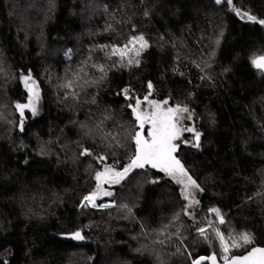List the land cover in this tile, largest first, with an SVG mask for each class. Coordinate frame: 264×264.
Masks as SVG:
<instances>
[{"label":"trees","instance_id":"trees-1","mask_svg":"<svg viewBox=\"0 0 264 264\" xmlns=\"http://www.w3.org/2000/svg\"><path fill=\"white\" fill-rule=\"evenodd\" d=\"M232 3L264 19V0ZM138 35L149 45L138 66H112L118 57L100 50ZM258 55L264 25L237 16L226 0H0V264H192L219 257L208 223L214 208L226 237L253 234L239 254L264 246V72L250 62ZM93 65H104V79ZM29 74L40 101L37 115L24 109L21 131L16 104L28 103ZM70 80L72 88L63 87ZM145 97L194 112L200 147L181 143L175 154L203 189L189 190L198 201L196 219L185 214L183 186L150 165L135 169L130 183L104 184L113 195L99 204L112 207H80L96 189L97 171L130 163L132 138L145 132L133 107ZM84 148L92 155H80ZM105 154L103 163L95 159ZM76 231L86 243L65 238Z\"/></svg>","mask_w":264,"mask_h":264},{"label":"snow or ice","instance_id":"snow-or-ice-1","mask_svg":"<svg viewBox=\"0 0 264 264\" xmlns=\"http://www.w3.org/2000/svg\"><path fill=\"white\" fill-rule=\"evenodd\" d=\"M227 4L236 12L237 16H240L242 19H247L248 21L258 23L260 25H264V19H259L255 15L250 14L249 12H241L240 9L235 8L232 3V0H226ZM216 4H221L222 0H215ZM220 35H223L221 32ZM216 43L219 44V38H217ZM129 45L132 47L130 48ZM138 45V47H137ZM148 41L145 39L143 35L133 36L126 44L123 46L117 45H101L100 50L104 51L105 49H109L108 56L111 58L112 56H117L118 61H113L112 66H116L118 63L120 67H128L132 65L138 66L140 64V60L138 57L141 55V52L144 51L148 47ZM129 53H134V57L129 55ZM125 57H127L126 63ZM251 64L261 72H264V55H258L251 58ZM93 67L97 68V70L102 74L100 79H104L106 76V70L104 65H93ZM83 71V69H81ZM25 86L28 87V92L30 93L28 98V103L26 104H16V109L21 114L20 121V130L23 131V115L24 109H29L33 115L38 114V109L36 106V100L34 97L38 98V93L34 91L35 81L32 80L31 75L25 76L23 78ZM29 81L32 82V86H29ZM97 81L85 80V84H94ZM73 81H68L67 84L63 85L65 88H72ZM148 88L151 90L153 85L151 82L148 83ZM123 94L125 96L128 95L129 89H123ZM72 95L75 96L76 93L72 92ZM147 99V97H145ZM166 104L167 101H164ZM130 107H132L130 105ZM140 101L137 100L136 105L133 107V112L136 114V120L139 122V127L143 129L146 123L150 124L151 127L147 133V137L143 136L141 132L137 131L135 136L132 138L135 142V150L134 155L131 158L129 164L124 166L122 170L117 171L115 167L105 165L103 171H97L95 175V180L97 181L96 190L91 192L90 194L83 197L80 207H88L91 206L93 208L101 207L107 208L112 207V203L107 204H96V199L98 196H112L113 193L111 191H107L103 188V184H119L122 181H128L129 183L135 179V176L132 175L135 169H142L146 165H150L152 168H158L161 172H164L166 175L172 177V179L176 180L178 184H181L182 187V195L185 200H189L191 196L190 189H197L199 191H203L200 185L197 183L195 179L192 178L191 175L188 174V171L185 169L184 165L177 158L175 153L178 151L180 145L176 143L177 140H181V143H190L192 147L199 148L200 147V139L202 133L197 131L193 127H178L179 121L184 119L183 114H187V118L191 119L194 115V112L191 111L187 106L176 105L175 107L167 108L166 110L161 111L160 104L153 102V111L148 113H141L139 111ZM81 127H84L82 124ZM187 131L194 133L193 139L191 141L182 140L181 135L182 132ZM112 140H116V137H111ZM117 146L119 142L117 141ZM109 147H112L110 144ZM114 155V153H109ZM82 156H91L92 152L84 148L80 153ZM95 159L103 163L107 160V154L96 156ZM159 181L154 179L151 183H158ZM251 199V198H250ZM195 203H198L196 201ZM121 207L127 208V205H122ZM191 207V202L185 206V214L191 215L188 208ZM131 212V209H128ZM211 212L215 213L219 218V223H225L223 215L220 213L219 209H210ZM200 236L205 240H209V235L205 228H198ZM71 239L74 240H83L85 237L81 234L80 231H76L74 233L69 234ZM214 236L218 239L221 251L223 253L222 259L224 264H264V247H254L251 251L247 253V255H232L229 256V252L232 248H240L246 245H250L254 241V236L250 232H240V233H228L227 237L222 233L219 229H216L214 232ZM159 243L163 244L164 241L161 240ZM139 251V249H138ZM179 251V249L177 250ZM209 260L212 264H216V254L213 253L208 257H199L198 259H194L192 264H202L203 261Z\"/></svg>","mask_w":264,"mask_h":264},{"label":"rangeland","instance_id":"rangeland-1","mask_svg":"<svg viewBox=\"0 0 264 264\" xmlns=\"http://www.w3.org/2000/svg\"><path fill=\"white\" fill-rule=\"evenodd\" d=\"M129 47L131 48L132 46L129 45ZM137 47H138V45H137ZM142 52H143V51H142ZM142 52H141V53H142ZM129 55H131V56L134 57V53H129ZM116 57H117V56H116ZM125 60L127 61V57H125ZM36 88H37V86L35 85L34 91H35L36 93H38L37 90H36ZM34 99L36 100V104H38L39 101H40V100H39V97H38V98L34 97ZM153 102H155V103H157V104H160V106H161V111L166 110L167 108H170V107H174V106L169 105L168 102L165 104L164 101H157V100H154V99H151V98H147V99H143L142 101H140L139 111H140L141 113H148V112L153 111ZM183 115H184L185 118L179 121L178 127H181V128H183V127H193V128H194V126H193V125H194V116H192L191 119H188L186 113L183 114ZM150 127H151V125L148 124V123H146V124L144 125L143 128L145 129V132L142 133L143 136L147 137V133H148ZM126 128L129 130V129H130V126H129V125H126ZM132 129H133V128H132ZM138 131H140V130H138ZM134 132H135V131H134ZM135 133H136V132H135ZM185 133H186V134H189V133H191V132H187V131L182 132V135H181V139H182V140H188V139H185V138H184ZM192 134H193V133H192ZM188 141H189V140H188ZM176 143L179 144V145H181V140H177ZM185 144H187V143H185ZM175 155H176V154H175ZM176 156H177V155H176ZM102 186H104V184H103ZM95 190H96V189H95ZM95 190H94V191H95ZM133 195H134V194H133ZM102 196H103V195L98 196V198L96 199V204H97V205H100V204H99V199H102V198H103ZM104 197H105V196H104ZM190 202H191V207L188 208L187 211H189V212L191 213V215H188V216H190V217L196 219V217H197V215H196V213H197V206H196V204H195L196 201H195L192 197H189V200H186L185 203H186V205H188ZM104 204H107V203H104ZM90 207H91V206H90ZM96 208H101V207H96ZM215 209H216V208H215ZM211 213H212V214H211L212 216L209 218L208 223L211 225V229L214 231V230L217 229V224H216V222L219 221V218L216 216L215 213H213V212H211ZM206 227H208V226H205V228H206ZM247 246H248V245H246V246H244V247H240V248H232L231 251L229 252V256L231 257L232 254L235 253V252H237L238 254L241 253L242 251H244V250L247 248ZM222 255H223V254H222ZM222 255L219 256V259L223 261V259H222Z\"/></svg>","mask_w":264,"mask_h":264},{"label":"water","instance_id":"water-1","mask_svg":"<svg viewBox=\"0 0 264 264\" xmlns=\"http://www.w3.org/2000/svg\"><path fill=\"white\" fill-rule=\"evenodd\" d=\"M30 86H32V84H30ZM82 234V233H81ZM66 239H71L70 238V236L69 235H67V237H65ZM83 242L82 243H86L87 241L86 240H82ZM254 247H264V246H260V245H258V246H254ZM254 247H252V248H254ZM252 248L251 249H249L247 252H245V253H243V254H235V255H237V256H239V255H247V253L249 252V251H251L252 250ZM212 254H210L209 256H211ZM207 262H208V264H212V262L211 261H209V260H206ZM216 264H224V261H222V260H220L219 259V257L216 255Z\"/></svg>","mask_w":264,"mask_h":264}]
</instances>
